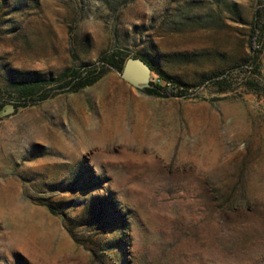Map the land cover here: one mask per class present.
Returning <instances> with one entry per match:
<instances>
[{
  "label": "rangeland",
  "instance_id": "1",
  "mask_svg": "<svg viewBox=\"0 0 264 264\" xmlns=\"http://www.w3.org/2000/svg\"><path fill=\"white\" fill-rule=\"evenodd\" d=\"M260 1L0 0L2 91L118 48L188 88L3 92L0 264H264V94L203 81L250 58Z\"/></svg>",
  "mask_w": 264,
  "mask_h": 264
},
{
  "label": "trees",
  "instance_id": "2",
  "mask_svg": "<svg viewBox=\"0 0 264 264\" xmlns=\"http://www.w3.org/2000/svg\"><path fill=\"white\" fill-rule=\"evenodd\" d=\"M264 31V0L257 5L253 14L252 30L250 33L251 55L246 62L229 65L228 67L211 72L203 81H209L208 85L215 86L219 91L231 90L234 83L242 80L249 91H255L264 94V78L262 72V58L260 39ZM130 56L122 48L113 49L108 52H102L94 62L79 66L76 68H67L54 78L23 80L9 84L4 91L0 90V96L4 92L10 96L6 101L13 107L26 106L33 103L40 90L45 89L52 83L59 82L58 86L64 88V91H77L83 87L89 86L98 80L108 67H114L121 70L127 57ZM149 62L152 70L156 68L153 61L143 57ZM168 76L161 74V81L151 79V84L141 88L142 90L157 95H178L185 94L188 88H183L175 78L167 82ZM42 93L40 99L48 96ZM1 98V97H0ZM0 102V110L3 107Z\"/></svg>",
  "mask_w": 264,
  "mask_h": 264
},
{
  "label": "water",
  "instance_id": "3",
  "mask_svg": "<svg viewBox=\"0 0 264 264\" xmlns=\"http://www.w3.org/2000/svg\"><path fill=\"white\" fill-rule=\"evenodd\" d=\"M120 73L127 82L139 88L151 84L152 67L147 60L139 55L128 56Z\"/></svg>",
  "mask_w": 264,
  "mask_h": 264
},
{
  "label": "built area",
  "instance_id": "4",
  "mask_svg": "<svg viewBox=\"0 0 264 264\" xmlns=\"http://www.w3.org/2000/svg\"><path fill=\"white\" fill-rule=\"evenodd\" d=\"M157 81V80H156ZM159 81H160V79H159Z\"/></svg>",
  "mask_w": 264,
  "mask_h": 264
}]
</instances>
